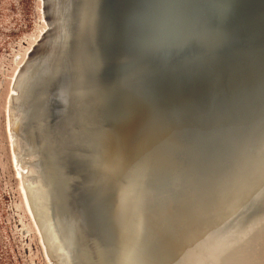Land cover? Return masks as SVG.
Here are the masks:
<instances>
[{
    "label": "water",
    "instance_id": "95a60500",
    "mask_svg": "<svg viewBox=\"0 0 264 264\" xmlns=\"http://www.w3.org/2000/svg\"><path fill=\"white\" fill-rule=\"evenodd\" d=\"M89 1L55 0L60 35L53 48L50 46V54L38 58L34 75L35 90L42 91L38 104L40 136L54 155V160L50 158L54 176L58 182L60 176L70 182L67 185L64 181L62 202L77 232L98 246L103 264H170L162 254L164 246L178 262L176 240L170 238L166 246L149 229L147 190L158 186L157 223L159 220L169 228L173 213H186L189 233L195 234V220L188 210L194 190L238 150V145L215 142V134L225 124L214 114L220 117L233 98L264 78V0H255L260 4L258 9H245L244 0H96V9L89 17L91 38L82 41L81 18ZM235 14L244 19L258 16L254 25L247 26L236 22ZM74 27L78 31L72 35ZM69 36L75 40L73 47ZM72 64L80 76L81 64L88 67L86 81L96 90L92 104L97 110L89 112L91 147L97 146L102 129L110 136L112 167L106 191H115L123 205L120 246L117 237L84 222L74 205V197L83 186L78 185L77 173H70L66 152L60 148L63 134L53 122L60 108L50 98L54 79ZM33 96L29 95V104L36 111ZM88 110L81 106L75 109L79 124L74 129L83 137ZM244 140L253 138L246 134ZM198 149L201 156L203 150L202 157ZM52 186L49 202L56 231L73 259L79 255L90 264L88 247L75 235L73 225L71 229L67 221L64 224L60 217L59 222L56 219L54 206H60ZM88 192L98 194L95 189ZM58 214L63 215L61 209ZM114 247L131 254L134 262L119 263ZM202 252L197 246L187 258H197Z\"/></svg>",
    "mask_w": 264,
    "mask_h": 264
},
{
    "label": "bare ground",
    "instance_id": "6f19581e",
    "mask_svg": "<svg viewBox=\"0 0 264 264\" xmlns=\"http://www.w3.org/2000/svg\"><path fill=\"white\" fill-rule=\"evenodd\" d=\"M95 1L91 0L87 5L88 18L86 19V15L81 18L84 19V26L80 30L82 41L91 38L89 17L96 9ZM243 4L248 6L245 9L260 7L255 0H244ZM40 8L45 28L17 65L7 97L6 127L10 152L27 212L37 230L47 262L88 264L86 259L81 260L79 255L74 259L69 255L62 243L60 233L56 231L52 215L54 210L49 202L50 185L53 184L52 188L54 187L59 196L56 197L63 214L59 215L58 206H54L56 219L59 222L60 217L64 224L67 221L71 227L73 223L70 213L65 210L61 199L62 196L65 197L64 181L66 180L67 185L70 182L66 178L61 179V176L58 182L54 176L50 161V158L54 160V155L48 150L46 139H42L39 133L38 123H41L42 118L38 104L42 91L35 90L37 84L34 83L38 58L50 54V46H54L59 38L60 17L57 14L58 7L55 0H41ZM257 16L244 19L241 14H235L234 20L251 26L255 24ZM76 31L78 28L74 27L72 35ZM71 36L68 42L73 47L75 40L71 39ZM85 68L81 64L80 76L76 66L72 64L58 74L55 81L53 80L50 86V98H53L60 108L53 122L63 134L60 148L66 152L70 173H77L78 185L83 186L74 197V205L81 211L82 220L90 223L91 226H98L104 234L111 235L115 239L117 237V244L120 246L122 225L125 221L122 213L123 205L115 191L112 193L106 191L112 167L108 144L110 136L102 129L97 146L91 147L93 138L90 134L92 129L89 112L90 109L97 110L92 104V95L96 90L86 81L85 70H90L87 66ZM33 92L36 96H33ZM29 95L34 97L33 106L37 107L36 111L29 104ZM72 105L89 107L84 122L86 137L81 136L74 129V125L79 122L75 118L77 107L74 108ZM214 118L219 122L223 120L225 124L224 129L215 134V142L218 145H238V150L235 156L228 158L222 169L216 171L209 180L194 190L188 210L195 220L197 231L193 235L189 233L186 213H173L170 224L167 223L169 228H165L164 223H159V220L157 223V214L160 217V202L156 198L155 190L158 186L147 190L150 208L145 214L149 229L151 231L153 229L154 237L164 244L170 238L176 240L180 261L177 262V259L175 261L165 246L162 250L165 260H169L170 264H264V78L246 87L225 106V111L220 117L216 113ZM246 134H249L253 140L245 141ZM198 155L202 157L203 150L201 156L198 149ZM42 170L49 182L47 185ZM60 183L62 189L59 191ZM90 189L97 190L98 194L91 196L88 192L91 191ZM73 229L76 230L74 225ZM75 235L87 245L92 261L90 264H103L98 246L77 230ZM197 246L203 249L201 255L194 259L187 258L189 253L194 254ZM114 251L119 263L134 262V257L124 253L121 247L116 249L114 247ZM81 252L85 254L84 249Z\"/></svg>",
    "mask_w": 264,
    "mask_h": 264
},
{
    "label": "rangeland",
    "instance_id": "374dc122",
    "mask_svg": "<svg viewBox=\"0 0 264 264\" xmlns=\"http://www.w3.org/2000/svg\"><path fill=\"white\" fill-rule=\"evenodd\" d=\"M41 0H0V264H49L27 212L6 127L12 76L45 28Z\"/></svg>",
    "mask_w": 264,
    "mask_h": 264
}]
</instances>
